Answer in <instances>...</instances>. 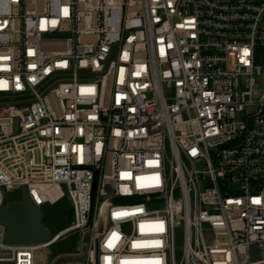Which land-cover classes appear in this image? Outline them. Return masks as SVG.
Returning a JSON list of instances; mask_svg holds the SVG:
<instances>
[{"label": "built area", "instance_id": "2783aa9c", "mask_svg": "<svg viewBox=\"0 0 264 264\" xmlns=\"http://www.w3.org/2000/svg\"><path fill=\"white\" fill-rule=\"evenodd\" d=\"M258 45L264 0H0V207L73 209L0 264H264Z\"/></svg>", "mask_w": 264, "mask_h": 264}, {"label": "rangeland", "instance_id": "374dc122", "mask_svg": "<svg viewBox=\"0 0 264 264\" xmlns=\"http://www.w3.org/2000/svg\"><path fill=\"white\" fill-rule=\"evenodd\" d=\"M254 54L256 64L264 67V46H256ZM19 196L18 190L11 194V197L14 198H19ZM42 210L43 223L51 235L65 229L73 221L72 202L68 194H65L54 203L43 204ZM83 239V234L78 231L63 236L50 248L49 257L52 260V264H56L63 258L75 256L82 249ZM250 254L253 259L258 257L259 252L256 245L252 246Z\"/></svg>", "mask_w": 264, "mask_h": 264}, {"label": "water", "instance_id": "95a60500", "mask_svg": "<svg viewBox=\"0 0 264 264\" xmlns=\"http://www.w3.org/2000/svg\"><path fill=\"white\" fill-rule=\"evenodd\" d=\"M43 210L30 199L26 186L18 200L0 207V223L5 226V241L30 244L48 240L50 233L43 223Z\"/></svg>", "mask_w": 264, "mask_h": 264}]
</instances>
